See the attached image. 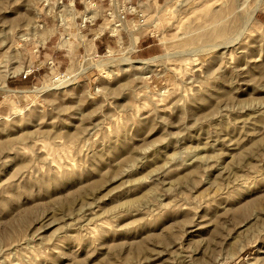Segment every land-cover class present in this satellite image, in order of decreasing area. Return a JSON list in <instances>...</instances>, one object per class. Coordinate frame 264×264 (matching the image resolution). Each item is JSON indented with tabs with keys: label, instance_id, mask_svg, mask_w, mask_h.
Masks as SVG:
<instances>
[{
	"label": "rangeland",
	"instance_id": "obj_1",
	"mask_svg": "<svg viewBox=\"0 0 264 264\" xmlns=\"http://www.w3.org/2000/svg\"><path fill=\"white\" fill-rule=\"evenodd\" d=\"M42 8L0 0V77L43 83L0 90V264H264V0H153L53 90L81 49Z\"/></svg>",
	"mask_w": 264,
	"mask_h": 264
},
{
	"label": "built area",
	"instance_id": "obj_2",
	"mask_svg": "<svg viewBox=\"0 0 264 264\" xmlns=\"http://www.w3.org/2000/svg\"><path fill=\"white\" fill-rule=\"evenodd\" d=\"M83 1V9L78 11L76 9V0H42L43 2V8L41 10V27L40 28H46L49 21H56V25L58 27L67 28L70 24V14L71 12L77 11V15L73 19L75 21V25L70 27L72 30H68L65 33H62L59 31V41L62 39V37H65L67 40H74L75 41H83L84 37L87 35V31L90 27H94L98 29L97 34L99 33V27L100 24L104 22L105 17L103 15L96 16L93 20H90L88 16L89 11L96 7V6H102L105 8L104 14L107 16V18H112L113 21L117 22V25L112 27H106L102 32L103 33H109L111 36H116L118 31H121L122 29H126L129 21H134L135 19V25L143 26L146 24V16L150 8V2L153 0H106L107 6L103 4L102 2L104 0H82ZM73 2V3H72ZM74 6V8H73ZM43 25V26H42ZM96 34V35H97ZM82 35V36H81ZM95 35V36H96ZM92 35V37H95ZM91 37V38H92ZM50 40V39H49ZM48 42V39L46 40ZM67 43V42H66ZM76 44V43H75ZM119 46V44H118ZM109 48H106L103 52H97L96 58H100L102 54L108 51ZM60 52L69 53L68 47H60ZM77 59L79 61V69L76 71L75 75H70L68 73L69 68H66L65 70H61L62 63L59 65L58 70L55 68L56 59L54 56H50L48 59V65L50 68V71H52V74L50 76V81L45 82L47 86H49L48 89L53 90L56 87H60V85H64L67 82H70L71 78L75 76L77 79L87 75L88 72L97 70L99 72L100 68L96 66L89 65L90 60L87 57V49H83L80 51V54L77 55ZM68 61L72 62L71 58L68 57ZM60 62V61H59ZM39 71L38 67H32L31 69H25L22 70L20 73L15 75L16 77H21L22 79H28L32 75H37ZM36 81V79H35ZM33 82L29 86H17L16 89L24 90L23 92H17L18 94H24L27 92V89L35 90L39 86H43V83H40L41 85H38V81ZM21 87V88H20ZM27 87V88H26ZM29 92V91H28Z\"/></svg>",
	"mask_w": 264,
	"mask_h": 264
},
{
	"label": "crops",
	"instance_id": "obj_3",
	"mask_svg": "<svg viewBox=\"0 0 264 264\" xmlns=\"http://www.w3.org/2000/svg\"><path fill=\"white\" fill-rule=\"evenodd\" d=\"M102 3L105 4L106 0H104ZM76 9L78 11L83 9V1L82 0H76ZM76 9L73 12V15L71 17L72 19H74L75 16L77 15ZM100 15H102V13ZM129 27H131V26L127 25L126 29H122L121 31H118L116 36H111L109 33H103V32H101L100 34H97L98 29L94 28V27H90L87 31L88 38L85 36L83 38L84 39L83 41H80V42L75 41V43L77 44L78 49H81V51L83 49H88V47H89L92 49L93 52L97 53L96 50L98 52H103V51H105L106 48L114 49V46L120 44V41H122V42L129 41L130 42L133 39L132 37H134V39H136L134 41H138L136 43L137 49L134 51L138 52L141 50L138 46H139V42L141 41L142 37L140 38L137 34H134L133 33L134 31L131 32L129 30ZM92 35H94V36L96 35V36L92 37ZM149 38H155V35L153 32L149 33ZM143 41H145V40H143ZM48 48H50V47H48ZM45 53L48 54V51ZM53 53L49 52V55L54 56L55 59L60 61L62 64L68 62L67 59H68L69 55L67 53H65V52L59 53V51H53ZM37 77L38 76L36 74L30 76L28 79H22L21 77H17L16 79H14V85L15 86H24V87L29 86L35 81V79Z\"/></svg>",
	"mask_w": 264,
	"mask_h": 264
},
{
	"label": "bare ground",
	"instance_id": "obj_4",
	"mask_svg": "<svg viewBox=\"0 0 264 264\" xmlns=\"http://www.w3.org/2000/svg\"><path fill=\"white\" fill-rule=\"evenodd\" d=\"M73 3V2H72ZM96 7H98V6H96ZM73 8H74V6H73ZM94 9H95V7L94 8H92L90 11H89V13H88V16L87 17H89V19L90 20H93L96 16H95V14H93V12H94ZM104 10H105V8L103 9V11H102V15L105 17V20H104V22L103 23H101L100 24V27H99V33H101L106 27H112V25L113 26H115V25H117V22H115V21H113V19L112 18H107V16H105V14H104ZM74 12V11H73ZM73 12H71L70 14H68V16H70V18L72 17V15H73ZM97 16H99V15H97ZM39 26L41 27V22L39 23ZM43 26V25H42ZM131 26V25H130ZM132 28V27H131ZM133 31H136L134 28H132L131 29V32H133ZM121 43H123L122 41H120V44H119V47H121ZM112 51V49H108V51L107 52H105L104 54H102V55H106V54H108V53H110ZM97 55V53H95L94 54V56H96ZM155 59H157V56L156 57H148V58H144V59H140V60H134V59H132V58H130V57H123V60H125V62H123L121 65H129V64H131V65H134V63H138V67L140 66L141 68L142 67H146V69L149 67V65H151L152 63H150V62H153ZM116 59H114V58H108L107 60H105V61H102V62H98V63H96V65L98 66V67H100V66H103L104 67V69H105V72H106V70H107V72H108V74H111L114 70L111 68V67H113V63H114V61H115ZM150 63V64H149ZM137 66V65H136ZM14 71H9L8 73H5V74H3V75H1L2 77H0L1 79V85H0V90H3V91H15V92H20V91H17V89H11V87H9L8 86V84H7V82H6V79H7V76H9L11 73H13ZM69 73V72H68ZM70 75H73V74H71V73H69ZM72 79V78H71ZM60 87H62L61 85H60ZM60 87H56V88H60ZM48 88H49V86H48ZM56 88H54V89H56ZM43 89H47V88H42L41 90H43ZM50 90V89H49ZM22 91V90H21Z\"/></svg>",
	"mask_w": 264,
	"mask_h": 264
}]
</instances>
